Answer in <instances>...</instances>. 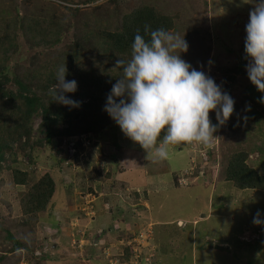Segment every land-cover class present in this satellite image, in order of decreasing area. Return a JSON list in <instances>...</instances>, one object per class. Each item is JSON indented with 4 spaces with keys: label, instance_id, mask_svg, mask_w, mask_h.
<instances>
[{
    "label": "rangeland",
    "instance_id": "1",
    "mask_svg": "<svg viewBox=\"0 0 264 264\" xmlns=\"http://www.w3.org/2000/svg\"><path fill=\"white\" fill-rule=\"evenodd\" d=\"M142 2L155 4L161 11L176 15L174 33L190 34L186 41L188 50L181 53L183 60L188 57L186 62L193 63L197 53L207 51L200 71L211 77L235 102L231 117L214 133L219 139L211 147L172 146L169 158L160 162H154L145 153L137 162L139 168L129 172L116 164V157L121 160L119 152L144 150L138 144L131 148L129 139L122 137L117 124L104 129L103 139L96 144L84 142V150L74 152L71 143L66 141L59 145L56 140L46 143L39 126L40 116H34L33 142L41 144L33 150V168L36 176L48 172L54 178L56 191L50 203L53 208H49V213H41L36 222L25 225L18 208V199L25 188L13 189L9 173L2 171L0 213L4 226L13 228L17 234L23 230L26 237L33 238L34 246L39 248L35 259L39 261L30 264H123L119 255L127 246L134 251V258L137 255L142 258V254L144 260L148 253L158 254L160 264H264V223L253 224L258 211L264 221V191H238L224 180L229 155L241 150L249 153L248 165L264 175V104L260 103L264 93L258 92L234 69L239 58L247 59L242 45L252 0H2L0 8L3 12L10 11L12 5L25 15H37L36 18L51 22L58 18L74 21L94 31L101 25L113 24ZM70 8H77L78 14L73 16ZM18 45L20 58H14L13 63L22 64L27 49L22 36L18 38ZM248 63L246 60L244 71ZM225 74L235 75L239 82L227 81ZM210 118L216 124L214 112L210 113ZM178 152L180 155H176ZM190 161L194 167L187 171ZM29 164L26 158L19 159L21 170H29ZM124 170L126 173L122 172ZM108 171L112 179H100ZM145 173H157L158 180L167 178L171 184L164 180L167 184L159 192L148 186L145 199L136 201L131 188L123 192L119 182L145 181ZM181 178L188 185H179ZM209 180L212 182L207 184ZM144 208H151L152 213L145 212ZM107 211L113 214V219L106 216ZM148 219L155 231L150 238ZM177 220H182L183 225H178ZM14 227H18L17 230ZM128 233L134 236L126 238ZM242 237H252L254 243H243ZM79 241L82 242L79 244ZM53 245L58 246L56 254ZM90 246L97 247L93 254L84 248ZM77 250L81 252L78 255ZM89 254L90 260L86 257ZM24 255L25 251L7 254L3 264H13L18 257L21 264H26ZM134 258L130 263L133 264Z\"/></svg>",
    "mask_w": 264,
    "mask_h": 264
},
{
    "label": "trees",
    "instance_id": "2",
    "mask_svg": "<svg viewBox=\"0 0 264 264\" xmlns=\"http://www.w3.org/2000/svg\"><path fill=\"white\" fill-rule=\"evenodd\" d=\"M10 9L3 12L0 8V14L4 13L0 16V172L9 173L13 189H19L20 186L25 188L18 199V208L23 223L30 225L37 221L41 213L53 208L50 203L56 191V183L50 173L35 175L32 155L34 148L41 143L33 142V117L40 116L39 126L48 144L56 140L59 145L64 139L82 135L100 137L104 129L116 125L103 111L107 96L116 83L115 79L121 76L120 71L112 69L116 60L130 58L137 29L142 36L145 25H149L152 30L164 28L174 33L177 17L161 11L155 4L142 2L118 17L113 24L101 25V28L93 31L74 21L66 22L58 18L51 22L36 18L37 15H25L22 10L18 12L16 6L12 8L10 5ZM69 11L73 16L78 14L77 8H70ZM181 32L176 34L180 33L181 37L184 35L187 41L190 34ZM19 36H22L27 48L22 64L13 63L14 58H20ZM242 46L244 48V44ZM192 50L195 52V47ZM207 54V51L202 50L197 53L193 63H190L193 65L191 67L200 71ZM246 60L239 58L234 65V69L242 73L243 80H249L244 71ZM64 64L67 70L65 80L77 82L76 91L65 95L80 102L77 108L54 102L49 91L57 83L58 69ZM224 76L231 83L239 82L235 75ZM74 148L76 152L82 150L80 140L74 143ZM20 158L27 159L31 166L29 170L19 168ZM248 159L249 153L244 150L230 154L224 166V180L236 190L264 191V175L249 166ZM111 176L108 171L100 179H112ZM92 191L88 189L89 194ZM50 217L53 216L50 214ZM2 218L0 213V264L5 262L7 254L22 251H25L26 264L39 261L35 259L34 254L39 248L34 246L33 238L26 237L23 230L14 233L13 228L4 226ZM148 225H151L150 238L152 234L155 235V231L152 223L148 222ZM133 236L132 233L126 234V238ZM84 248L93 254L97 247ZM76 253L78 255L81 252L77 250ZM133 255L134 251L127 246L119 256L123 264H132ZM141 256L137 255L134 259L138 264H145L144 256ZM86 257L92 259L90 254ZM160 263L159 255L154 254L151 264ZM13 264H21L19 257Z\"/></svg>",
    "mask_w": 264,
    "mask_h": 264
},
{
    "label": "clouds",
    "instance_id": "3",
    "mask_svg": "<svg viewBox=\"0 0 264 264\" xmlns=\"http://www.w3.org/2000/svg\"><path fill=\"white\" fill-rule=\"evenodd\" d=\"M252 4L245 26L244 52L249 60L246 72L250 83L264 93V0H252ZM187 50L184 35L181 37L164 28L152 30L145 25L143 36L136 30L130 58L117 59L112 68L120 71L121 76L115 79L103 111L154 162L167 160L170 147L178 144L211 147L219 139L214 133L234 111L235 102L228 93L204 71L193 69L181 59V53ZM66 72L64 64L58 69L57 83L49 91L54 102L77 108L80 102L65 95L77 89L75 80H65ZM260 103L264 104V96ZM213 112L216 124L210 118ZM84 138L93 145L99 137L82 135L64 139L62 143L66 141L74 147L80 140L83 145ZM178 182L186 185L182 178ZM261 223L264 221L258 211L253 224ZM258 232L262 234V230ZM251 238L241 240L252 244Z\"/></svg>",
    "mask_w": 264,
    "mask_h": 264
},
{
    "label": "crops",
    "instance_id": "4",
    "mask_svg": "<svg viewBox=\"0 0 264 264\" xmlns=\"http://www.w3.org/2000/svg\"><path fill=\"white\" fill-rule=\"evenodd\" d=\"M247 91V90H246ZM121 135H123V134H121ZM123 138H124V136H122ZM103 138H102V136H100L99 138H98V140H102ZM125 139H126V137H125ZM130 141V147L131 148H134L137 144H134V143H132V141L131 140H129ZM115 142H113V144H114ZM114 145H116V143L114 144ZM119 146L118 145H116V148L117 149H119L118 148ZM172 147V146H171ZM189 152V151H188ZM146 152L144 151V152H131V153H124V152H119V154H120V157H121V160L120 159H118L117 157H116V159L118 160H116L117 161V164H119V166L121 167V168H126V171H129V172H133L135 169H138L139 168V165H138V160L142 157V156H144V154H145ZM180 155V152H178V153H176V155ZM188 154H190V152L188 153ZM115 155V154H114ZM177 157H179V156H177ZM131 165V166H130ZM118 166V167H119ZM194 166H193V162L192 161H190V163H189V167H188V169H187V171L189 170V169H192ZM126 171L124 170V171H122L123 173H126ZM186 171V172H187ZM194 171V170H193ZM170 172V171H169ZM169 172H167V174L169 173ZM169 174H171V173H169ZM156 175H157V173H152V174H150V173H145V175H144V177H145V181H142V180H137V181H135V182H129L128 184L123 180V181H121V182H119V184H120V186L121 185H123L124 186V189L122 190L123 192H125L126 190V188L127 187H130L131 188V191H133L134 193H131L132 194V197L134 198V200H136V201H141V199H145V194L147 193V192H145V189H146V187H150V186H152L153 188H154V191L155 192H159V191H162L163 189H164V185L165 184H167V182H168V179L166 178V179H164L165 181H167V182H165L163 179H161V180H158L157 178H159L160 176H158V177H156ZM183 175H184V173H183ZM193 175V174H192ZM139 177H140V175H139ZM198 178H202V177H198ZM141 179V178H140ZM189 180H190V178H188ZM118 180V179H117ZM196 180H198V179H196ZM177 181H178V179H177ZM202 181H205V180H202ZM209 182L211 183L212 182V180H209V181H206V183L207 184H209ZM179 183V182H178ZM158 186H157V185ZM168 184H171V182L169 181L168 182ZM186 185H188V183H186ZM216 187V186H215ZM213 188V187H212ZM211 189V188H210ZM214 189L215 188H213L212 190L214 191ZM124 194H127V195H129V193H124ZM130 197H131V195H130ZM131 197V198H132ZM217 197V196H216ZM218 198L222 201L223 199L220 197V196H218ZM94 200H95V198H94ZM104 200V199H103ZM107 200V199H106ZM148 200H146L145 202H147ZM94 204V203H93ZM104 206H106V204L104 205ZM225 206H226V204L224 205V208H225ZM94 210H95V208H93ZM144 211L145 212H148V213H152V210H151V208L149 209V210H147V209H145L144 208ZM103 213V212H102ZM106 213V216H108V218H112L111 216H113V214L112 213H110V212H105ZM99 214V213H98ZM116 214V220H117V222H119V224L121 225V227H122V224L120 223V219L117 217V213H115ZM105 218V217H104ZM113 219V218H112ZM147 222H151V219H148L147 220ZM177 224L178 225H180V224H182L183 225V221L182 220H177ZM53 251H54V253L56 254V253H58V246H56L55 248H54V245H53ZM60 252V251H59ZM81 257H82V255H81ZM78 258H79V256H78Z\"/></svg>",
    "mask_w": 264,
    "mask_h": 264
},
{
    "label": "built area",
    "instance_id": "5",
    "mask_svg": "<svg viewBox=\"0 0 264 264\" xmlns=\"http://www.w3.org/2000/svg\"><path fill=\"white\" fill-rule=\"evenodd\" d=\"M215 141H216V140H215ZM83 142H86L87 144H90V142L87 141V139H85V138L83 139ZM72 149H73L74 152H75V148L72 147V148H71V151H72ZM201 156H202L203 158H206V156L203 155V154H201ZM140 240H141V238H140ZM81 242H82V241H79V244H80ZM75 244H76V243H75ZM79 244H78V246H79ZM129 245H131V244H129ZM76 246H77V244H76ZM153 257H154V255H153L152 253H150V255H148L147 258L144 259V263H145V264H151V260H152ZM133 264H138V263L135 261V259H134Z\"/></svg>",
    "mask_w": 264,
    "mask_h": 264
}]
</instances>
